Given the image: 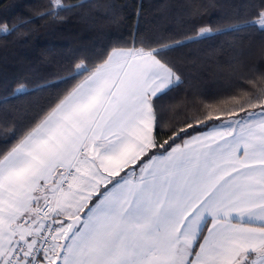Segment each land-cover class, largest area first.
Masks as SVG:
<instances>
[{
  "label": "snow or ice",
  "instance_id": "obj_1",
  "mask_svg": "<svg viewBox=\"0 0 264 264\" xmlns=\"http://www.w3.org/2000/svg\"><path fill=\"white\" fill-rule=\"evenodd\" d=\"M83 7L49 0L35 17ZM247 7L242 23L180 38L134 30L40 85L57 90L25 123L4 110L0 264H264V66H246L225 104L177 119L168 99L185 83L180 49L213 32L264 37V0Z\"/></svg>",
  "mask_w": 264,
  "mask_h": 264
},
{
  "label": "trees",
  "instance_id": "obj_2",
  "mask_svg": "<svg viewBox=\"0 0 264 264\" xmlns=\"http://www.w3.org/2000/svg\"><path fill=\"white\" fill-rule=\"evenodd\" d=\"M48 2L0 0V25H17L7 39L0 35V118L7 109L8 120L17 124L34 113L37 101L45 102L57 90L37 91L40 85L67 75L77 57L95 58L112 41L127 39L134 30L180 38L179 34L191 35L201 26L215 29L251 18L247 7L251 0H66L85 7L64 14L63 20H38L35 13ZM262 39L251 28L213 32L175 53L185 79L168 98L176 103V118L197 106L230 102V96L246 88V66H264L258 51ZM2 140L0 136V148Z\"/></svg>",
  "mask_w": 264,
  "mask_h": 264
}]
</instances>
